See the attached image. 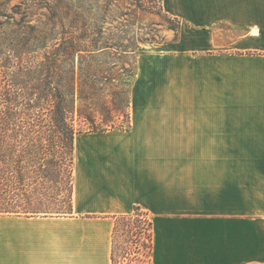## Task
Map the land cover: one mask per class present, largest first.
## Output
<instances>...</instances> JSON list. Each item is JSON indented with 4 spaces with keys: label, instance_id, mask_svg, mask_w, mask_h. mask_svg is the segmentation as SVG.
I'll use <instances>...</instances> for the list:
<instances>
[{
    "label": "crops",
    "instance_id": "crops-1",
    "mask_svg": "<svg viewBox=\"0 0 264 264\" xmlns=\"http://www.w3.org/2000/svg\"><path fill=\"white\" fill-rule=\"evenodd\" d=\"M163 7L179 37L141 48L130 128L79 136L71 214L0 215V264H112L135 207L152 264H264V0Z\"/></svg>",
    "mask_w": 264,
    "mask_h": 264
},
{
    "label": "trees",
    "instance_id": "trees-1",
    "mask_svg": "<svg viewBox=\"0 0 264 264\" xmlns=\"http://www.w3.org/2000/svg\"><path fill=\"white\" fill-rule=\"evenodd\" d=\"M17 1H0V215L66 216L77 137L130 128L136 66L126 60L143 44L176 41L181 25L170 41L135 39L127 29L152 14L150 1ZM124 96L122 111L114 101ZM114 219L112 264H152L149 215L135 207Z\"/></svg>",
    "mask_w": 264,
    "mask_h": 264
},
{
    "label": "rangeland",
    "instance_id": "rangeland-1",
    "mask_svg": "<svg viewBox=\"0 0 264 264\" xmlns=\"http://www.w3.org/2000/svg\"><path fill=\"white\" fill-rule=\"evenodd\" d=\"M1 1V0H0ZM128 3H134L133 0H125ZM144 1V0H143ZM145 1H150L154 7L153 10H151L152 14H149L147 16H144V18H140V20L135 23V26L133 27H129L127 30L128 32L130 31L131 36L135 37L137 36L138 39L141 38H148L151 39L150 35H155V38L157 39V41H170L175 37V33L179 27L180 21L177 19H174L172 17H170L169 15H167L164 12V8L162 9L161 6V1L160 0H145ZM8 6L13 7L14 5H16L18 3L17 0H11V2H8ZM128 8H130L132 11L135 10V6L131 7L128 6ZM126 18V17H125ZM114 26H118L117 23L114 24ZM124 31L126 30L125 28H123ZM113 34L117 35V36H121L124 37V34L121 33V31H119L116 28H113L111 31ZM136 39V37H135ZM146 44H143L141 46V48L146 49V51L150 48H145ZM150 51V50H148ZM141 54H143L142 50L140 53H137L136 56H134V58H130L127 59L126 61L130 64H134L136 66V71H135V77L132 79L131 82V87L129 89V98L132 101V96H131V92H132V87L133 85L136 83V72H137V66L139 63V60L141 59ZM126 101H127V96L120 97L117 98L114 103L116 104L117 107L121 108L122 111H124V107L126 106ZM108 103L109 105L112 107L113 105V97L108 98ZM129 113H130V117L132 115V110H131V105H130V109H129ZM124 118L121 117L120 119H117V123H116V127H120L123 124ZM126 121V120H125ZM78 139L79 136L77 137L76 141H75V152H74V172L76 170L77 164H78ZM75 180V178H74ZM74 200V197H73Z\"/></svg>",
    "mask_w": 264,
    "mask_h": 264
}]
</instances>
